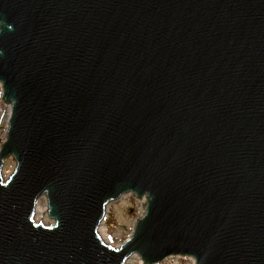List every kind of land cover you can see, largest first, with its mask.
I'll return each mask as SVG.
<instances>
[{
	"label": "water",
	"instance_id": "1",
	"mask_svg": "<svg viewBox=\"0 0 264 264\" xmlns=\"http://www.w3.org/2000/svg\"><path fill=\"white\" fill-rule=\"evenodd\" d=\"M0 84V264H264V0H0Z\"/></svg>",
	"mask_w": 264,
	"mask_h": 264
},
{
	"label": "rangeland",
	"instance_id": "2",
	"mask_svg": "<svg viewBox=\"0 0 264 264\" xmlns=\"http://www.w3.org/2000/svg\"><path fill=\"white\" fill-rule=\"evenodd\" d=\"M3 91L0 84V147L6 138L8 129V122L10 117V106L7 105L2 99ZM14 161L9 159L5 165V172L8 174L14 168ZM41 208L47 209L45 200H42ZM146 200L138 201L133 196H126L121 202L113 203L107 213L103 230L106 235L103 237L110 245L114 247L121 246L132 234L136 222L146 212L145 206ZM44 210V213L46 214ZM130 210H133L131 213ZM144 212V213H143ZM48 215V214H47ZM44 217H42L43 219ZM44 224H51L50 217H46V220H40ZM142 264L138 257H134L129 261V264ZM160 264H195L193 260L186 258H169Z\"/></svg>",
	"mask_w": 264,
	"mask_h": 264
},
{
	"label": "bare ground",
	"instance_id": "3",
	"mask_svg": "<svg viewBox=\"0 0 264 264\" xmlns=\"http://www.w3.org/2000/svg\"><path fill=\"white\" fill-rule=\"evenodd\" d=\"M10 112H11V110H10ZM44 210L41 208V205H39V208H37V214H36V220L37 221L44 220V219L46 220V217H48L46 210H45L46 214L44 213ZM42 217H44V218L42 219ZM100 235H101L102 239L106 235L105 231L103 230V227H102V229L100 231ZM103 241H105V240L103 239ZM105 242H107V241H105ZM127 264H129V261H128Z\"/></svg>",
	"mask_w": 264,
	"mask_h": 264
}]
</instances>
